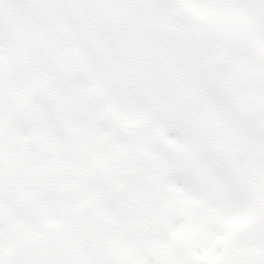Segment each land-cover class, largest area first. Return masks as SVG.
I'll list each match as a JSON object with an SVG mask.
<instances>
[{
    "label": "snow or ice",
    "instance_id": "6c2138e0",
    "mask_svg": "<svg viewBox=\"0 0 264 264\" xmlns=\"http://www.w3.org/2000/svg\"><path fill=\"white\" fill-rule=\"evenodd\" d=\"M0 264H264V0H0Z\"/></svg>",
    "mask_w": 264,
    "mask_h": 264
}]
</instances>
